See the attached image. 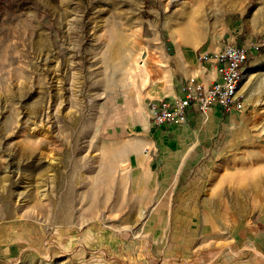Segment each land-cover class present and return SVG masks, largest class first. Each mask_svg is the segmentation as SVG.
I'll return each instance as SVG.
<instances>
[{
    "label": "rangeland",
    "instance_id": "374dc122",
    "mask_svg": "<svg viewBox=\"0 0 264 264\" xmlns=\"http://www.w3.org/2000/svg\"><path fill=\"white\" fill-rule=\"evenodd\" d=\"M229 43L242 109L160 165L165 60ZM263 174L264 0H0V264H264Z\"/></svg>",
    "mask_w": 264,
    "mask_h": 264
},
{
    "label": "built area",
    "instance_id": "2783aa9c",
    "mask_svg": "<svg viewBox=\"0 0 264 264\" xmlns=\"http://www.w3.org/2000/svg\"><path fill=\"white\" fill-rule=\"evenodd\" d=\"M247 48L232 43L222 44L213 53L199 55L201 60L216 63L218 78L208 85L186 81L179 96L149 102L150 120L155 126L182 124L191 110L206 113L214 107L225 113L242 109L238 88L248 64Z\"/></svg>",
    "mask_w": 264,
    "mask_h": 264
},
{
    "label": "crops",
    "instance_id": "0c3cea01",
    "mask_svg": "<svg viewBox=\"0 0 264 264\" xmlns=\"http://www.w3.org/2000/svg\"><path fill=\"white\" fill-rule=\"evenodd\" d=\"M184 47L185 49L181 46L179 49L177 47L175 55H168L164 63L167 64L166 71L169 73V81L162 83L157 88H154V90L150 89L152 98L159 100L179 96L182 85L188 80L208 85L214 80L219 79L215 62L203 61L200 58L198 60L196 48L190 44L184 45ZM220 47L221 44H213L203 51H198V53L199 55L213 53V51L218 50ZM217 110L219 109L216 107L212 109L213 112H218ZM199 116V111L191 110L184 124L196 121ZM185 132H183V128H179L176 124H166L157 127L150 124L146 130V134L150 133L149 137L146 138V142L143 144L152 146V154L158 151L157 154L160 156L161 165L165 161L163 160V155H167L178 149L179 146L175 142L176 140L183 139L186 136ZM158 164V162H153V164L149 165V169L153 170L156 176H158L157 171L161 168ZM161 170L164 171V168L162 167Z\"/></svg>",
    "mask_w": 264,
    "mask_h": 264
},
{
    "label": "bare ground",
    "instance_id": "6f19581e",
    "mask_svg": "<svg viewBox=\"0 0 264 264\" xmlns=\"http://www.w3.org/2000/svg\"><path fill=\"white\" fill-rule=\"evenodd\" d=\"M198 18V17H197ZM198 24V23H197ZM243 86H245V84L243 85ZM242 86V87H243ZM260 176V175H259ZM258 180H256V181H253V182H250V183H248L249 185H246V186H248V188H247V190L248 189H251V191L253 190L254 191V189H256L257 188V186L258 185H260V183H262V182H264V174L263 175H261L260 176V178H257ZM242 189H244V188H242ZM241 189V190H242ZM235 191V198H234V202L235 203H237L238 202V199H239V196H240V194H242L243 192L242 191H240L239 189H236V190H234ZM244 191H245V189H244ZM221 193V192H220ZM218 195V194H217ZM239 204V203H238ZM144 240V239H143ZM142 240V241H143ZM141 241V240H140ZM139 241V242H140ZM144 242V241H143ZM142 242V243H143ZM149 242V241H148ZM150 246V245H149ZM148 246V247H149ZM141 247V246H140ZM139 247V248H140ZM160 247V246H159ZM146 249V248H145ZM148 249V248H147ZM140 251V250H139ZM147 253V252H146Z\"/></svg>",
    "mask_w": 264,
    "mask_h": 264
}]
</instances>
